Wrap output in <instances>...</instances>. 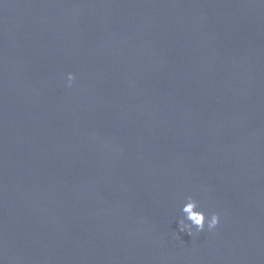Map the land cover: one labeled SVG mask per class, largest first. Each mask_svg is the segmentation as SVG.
<instances>
[{
    "label": "water",
    "instance_id": "95a60500",
    "mask_svg": "<svg viewBox=\"0 0 264 264\" xmlns=\"http://www.w3.org/2000/svg\"><path fill=\"white\" fill-rule=\"evenodd\" d=\"M0 264H264V0H45L0 69Z\"/></svg>",
    "mask_w": 264,
    "mask_h": 264
},
{
    "label": "clouds",
    "instance_id": "9594fccd",
    "mask_svg": "<svg viewBox=\"0 0 264 264\" xmlns=\"http://www.w3.org/2000/svg\"><path fill=\"white\" fill-rule=\"evenodd\" d=\"M77 79L75 73L67 74L69 86ZM221 223V214L212 212L210 215L201 207L200 201L192 195H188L182 202V217L178 220L179 231L191 236L208 231L212 232Z\"/></svg>",
    "mask_w": 264,
    "mask_h": 264
}]
</instances>
